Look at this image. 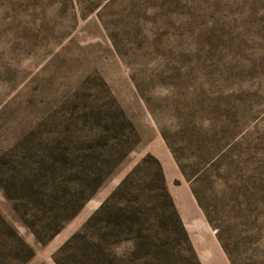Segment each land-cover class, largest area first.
<instances>
[{
  "label": "rangeland",
  "instance_id": "374dc122",
  "mask_svg": "<svg viewBox=\"0 0 264 264\" xmlns=\"http://www.w3.org/2000/svg\"><path fill=\"white\" fill-rule=\"evenodd\" d=\"M200 222L264 264V0H0V264H202Z\"/></svg>",
  "mask_w": 264,
  "mask_h": 264
},
{
  "label": "crops",
  "instance_id": "0c3cea01",
  "mask_svg": "<svg viewBox=\"0 0 264 264\" xmlns=\"http://www.w3.org/2000/svg\"><path fill=\"white\" fill-rule=\"evenodd\" d=\"M181 219L183 220L188 230H190L191 234L195 232V230L198 228L196 224L192 223V221L187 218V216L185 217L183 214H181ZM201 224L206 229V233L204 232L200 234H195V237L192 236V240L194 245L196 246V249L198 250L202 264L210 263V253H216L222 264H230L216 235H211L209 233V227H205L202 222L198 223L199 226H201Z\"/></svg>",
  "mask_w": 264,
  "mask_h": 264
},
{
  "label": "trees",
  "instance_id": "16d2710c",
  "mask_svg": "<svg viewBox=\"0 0 264 264\" xmlns=\"http://www.w3.org/2000/svg\"><path fill=\"white\" fill-rule=\"evenodd\" d=\"M157 169H158L159 178L161 180V183L164 184V178H163V175H162V169H161L160 165H158ZM125 183L126 182H124V184H122V186L119 189H121L123 187V185L125 187L126 186ZM163 184H161V189L163 190V194L167 197V200H168V204L167 205L169 207L168 209L170 211V216H171V218L175 219V223L176 222L179 223L180 222L179 214H178V212H177V210H176V208L174 206V203H173L172 199L170 198V196L168 195V193H167V191H166V189H165V187H164ZM142 197H143V195L142 196H138V198H136L135 202L141 203L142 202ZM137 210H138V208L135 207L132 210V212H134V211L136 212ZM127 211H128V208H124L123 209V212L124 213L121 216L123 218V219H121V222L125 220V223L124 224L128 223V221L132 220V218H133L128 213H126ZM121 222L119 223V221H118V223L120 225H121Z\"/></svg>",
  "mask_w": 264,
  "mask_h": 264
}]
</instances>
